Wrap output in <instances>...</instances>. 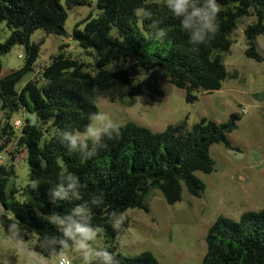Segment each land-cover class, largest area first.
Masks as SVG:
<instances>
[{
	"label": "trees",
	"instance_id": "obj_1",
	"mask_svg": "<svg viewBox=\"0 0 264 264\" xmlns=\"http://www.w3.org/2000/svg\"><path fill=\"white\" fill-rule=\"evenodd\" d=\"M221 11L219 30L215 37L200 45L198 50L189 43V37L180 22L162 0H98L97 15H89L78 24L71 38L79 47L91 54L93 70L61 51L52 57L42 71V81L32 79L21 92L17 84L34 70L39 56V45L30 38L37 30L55 36H67L65 24L68 12L62 0H0V23L12 30L5 42H0V153L11 145L26 150L29 166L28 192L41 203L40 207L18 201L17 191L9 190L13 171L0 164V204L14 214L21 224L25 238L36 235L45 244L59 235L48 222L53 211L64 213L72 204L50 202L48 190L55 187L62 171L79 176L86 184L83 195H104V205L93 208V223L103 225L102 234L109 251L121 264H160L151 252L126 256L116 251L114 242L128 227L115 232L107 224L112 211L126 213L129 209L148 211L145 201L153 191L162 193L166 202L174 205L182 200L183 186L193 197H201L206 185L197 172L211 174L215 163L211 158L212 146L223 144L232 149L228 135L238 128L239 114H232L225 123L202 118L191 128L186 122L168 126L163 132L128 123L121 126V136L105 140L106 147L98 154L84 160L77 153H70L61 143V130H83L87 116L98 111L97 100L103 94H115L120 100L147 97L153 102L164 98L162 79L186 92V100L195 103L201 92L213 93L222 88L230 74L214 56L216 50L229 52L233 45L231 34L237 29V20L255 16L246 36L247 58L262 63L257 39L264 35V0H217ZM68 8L83 6L87 0H66ZM137 7H148L167 30L163 41L151 36V21H142L134 14ZM25 48L24 66L2 76L1 57L16 45ZM122 63L123 68L111 70L112 64ZM144 75L141 82H136ZM98 89L94 91L93 89ZM27 96L32 107L27 102ZM32 111L44 124L51 123L54 136L45 140L43 131L26 122L20 131L13 128L14 113ZM11 152L9 155L11 156ZM33 180H39L36 190ZM207 252L203 264H264V208L259 212H245L239 221L220 216L211 226L206 237ZM38 251H40L37 248ZM51 250V246L49 247ZM47 257V252H42Z\"/></svg>",
	"mask_w": 264,
	"mask_h": 264
},
{
	"label": "rangeland",
	"instance_id": "obj_2",
	"mask_svg": "<svg viewBox=\"0 0 264 264\" xmlns=\"http://www.w3.org/2000/svg\"><path fill=\"white\" fill-rule=\"evenodd\" d=\"M97 1L87 0L83 6L68 8L66 0H62L68 12L65 24L67 36L58 37L43 30H37L31 36L30 43L40 47L39 56L34 70L17 84L18 92L32 79L43 83V69L61 49L66 55L84 63L87 71L93 70L94 57L82 50L71 35L89 15H97ZM256 20L255 16L237 20V29L230 36L233 41L231 50H216L214 53V56H220L230 76L220 90L199 93L197 102H187L185 90L173 86L164 78L160 82L164 92L160 102H153L147 97L134 101L130 98L120 100L113 93L103 94L97 100L98 111L106 112L120 127L134 123L155 133L183 122L191 128L202 118L225 123L232 114L241 116L238 128L228 135L233 148L223 144L211 148L215 171L211 174L196 173L206 185L203 195L193 197L183 186L182 200L170 205L161 192L153 191L145 201L148 211L135 208L125 213L128 227L113 244L117 252L131 257L151 252L160 264H203L208 231L220 216L239 221L245 212H259L264 208V61L259 63L246 57L244 33L246 27ZM11 32L6 23H0V42H5ZM257 44L258 52L264 58V35L258 37ZM25 56L22 44L3 55L1 75L20 70L24 66ZM114 65L115 70L125 66L122 63L112 64L109 69ZM143 79L144 75L138 80L141 82ZM27 102L32 107L28 96ZM0 117H3V113H0ZM16 120L36 125L43 131L45 140L56 133L51 123L44 124L26 109L14 113L11 124ZM1 156L2 164L13 171L9 190L17 191L18 201L40 207L41 203L27 190L29 166L26 150L13 144ZM0 213H3L0 215V264H24V258L17 257L12 245L7 242L6 225L17 220L12 212L3 208H0ZM26 240L33 247L36 235L28 234ZM98 240L104 246L108 245L103 235ZM69 256L73 264H81L78 255L70 252ZM45 264H51V260L46 259Z\"/></svg>",
	"mask_w": 264,
	"mask_h": 264
},
{
	"label": "clouds",
	"instance_id": "obj_3",
	"mask_svg": "<svg viewBox=\"0 0 264 264\" xmlns=\"http://www.w3.org/2000/svg\"><path fill=\"white\" fill-rule=\"evenodd\" d=\"M162 3L179 20L181 29L188 34L189 43L195 46L194 51L214 38L219 30L221 8L217 0H162ZM134 14L142 21H151L148 27L152 30V38L163 41L167 36V30L160 27L159 20L153 18L154 13L150 8L137 7ZM111 70H115V65ZM87 120L82 131L59 132L60 141L68 151L79 154L84 160L95 157L101 148L106 147L105 140L111 141L121 136L120 125L106 112H91ZM39 184V180H33L31 188L36 190ZM86 187L74 173L62 171L58 174L55 187L48 190L50 202L57 206L61 202H68L72 207L64 213L53 211L48 216V222L59 233L52 236L48 244L40 239L34 248L27 242L18 221L6 225L7 242L12 245L17 257L24 258V264H45L46 259H50L51 264H73L70 252L78 255L81 264H121L117 256L98 240L105 232L104 226L93 223V208L104 205V195L94 193L85 200L82 190ZM125 220L124 212L112 211L107 224L113 231L119 232ZM42 252H47L48 256H43Z\"/></svg>",
	"mask_w": 264,
	"mask_h": 264
},
{
	"label": "built area",
	"instance_id": "obj_4",
	"mask_svg": "<svg viewBox=\"0 0 264 264\" xmlns=\"http://www.w3.org/2000/svg\"><path fill=\"white\" fill-rule=\"evenodd\" d=\"M19 57L22 58V55H20ZM23 125L24 124L21 121L16 120L12 126L15 130L20 131L22 129ZM2 163H3V159H2V156L0 153V164H2ZM0 208H2L1 204H0Z\"/></svg>",
	"mask_w": 264,
	"mask_h": 264
}]
</instances>
